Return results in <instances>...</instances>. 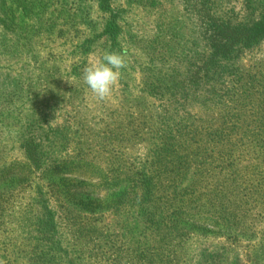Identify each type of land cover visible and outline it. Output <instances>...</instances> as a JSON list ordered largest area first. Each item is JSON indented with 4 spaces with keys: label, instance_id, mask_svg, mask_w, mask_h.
<instances>
[{
    "label": "rangeland",
    "instance_id": "1",
    "mask_svg": "<svg viewBox=\"0 0 264 264\" xmlns=\"http://www.w3.org/2000/svg\"><path fill=\"white\" fill-rule=\"evenodd\" d=\"M259 19L264 0H0V264H264V37H238ZM107 51L126 66L101 100L83 71ZM173 161L224 228L154 239L130 179Z\"/></svg>",
    "mask_w": 264,
    "mask_h": 264
},
{
    "label": "trees",
    "instance_id": "2",
    "mask_svg": "<svg viewBox=\"0 0 264 264\" xmlns=\"http://www.w3.org/2000/svg\"><path fill=\"white\" fill-rule=\"evenodd\" d=\"M215 21H218V25L225 27L230 22L224 18L214 17ZM264 22V19H259L256 21ZM255 23V24H256ZM220 28V27H219ZM264 31L259 29L247 30V27L239 32L238 37L241 43H245L248 39L255 42L257 38L264 37ZM235 32H231L227 28H220L215 33L214 37L217 38L221 48L224 46V43L229 45L228 42H232L231 38ZM167 143H165L166 145ZM188 158V156H186ZM160 162V161H158ZM167 167L170 170V173L174 175V179L169 182H164L167 178L161 173H158L160 176L148 175L147 173L144 176H134L130 179V188L135 187L141 190V201L144 205V211L146 215V220L149 223V228L151 229V234L154 235L155 240L164 239L166 235L172 236L179 232V234L187 233L180 226V222L183 220L191 221H205L204 223L210 224L212 226H217L224 228L225 225L216 220H226L222 214L211 212L210 210L197 209L195 205L196 195H192L186 198V195L180 191V185L185 180V171L187 169V161H173L171 167L167 162ZM52 169V167H51ZM68 166H63L58 163L54 166V172L56 173H65L68 170ZM20 170H26V166H21ZM32 173V169L29 168ZM163 175V176H162ZM184 189V188H183ZM216 191L217 195H225L226 192L223 189L212 190ZM211 191V192H212ZM226 206L220 204V210H223Z\"/></svg>",
    "mask_w": 264,
    "mask_h": 264
},
{
    "label": "clouds",
    "instance_id": "3",
    "mask_svg": "<svg viewBox=\"0 0 264 264\" xmlns=\"http://www.w3.org/2000/svg\"><path fill=\"white\" fill-rule=\"evenodd\" d=\"M125 51H107L101 60L84 68L83 80L99 98L108 97L121 76V69L126 66Z\"/></svg>",
    "mask_w": 264,
    "mask_h": 264
}]
</instances>
